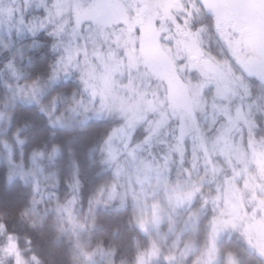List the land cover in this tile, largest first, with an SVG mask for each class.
<instances>
[{
  "label": "snow or ice",
  "instance_id": "1",
  "mask_svg": "<svg viewBox=\"0 0 264 264\" xmlns=\"http://www.w3.org/2000/svg\"><path fill=\"white\" fill-rule=\"evenodd\" d=\"M98 6V0H0V29H7L9 35L14 29L18 36L27 32L36 37L44 32L52 37V50L57 53L55 61L42 76L32 77L31 74L23 72L15 62V54L4 63L0 71L6 70L9 79L3 82L4 98L0 102L3 103L4 110L0 111V123H4L5 128H12L19 105L34 106L35 111L44 117L47 126L53 129L72 128L76 125L83 127L93 117L100 118L105 113L109 115L119 113L124 119L112 123L98 144L102 153L101 163L114 168V178L111 182L99 184L90 195L88 216L85 220L91 217V223L94 225L95 209L101 205H111L117 200L119 208H127L130 196L134 203L132 222L135 223L137 230L147 237V243L143 247L137 243L133 264H264V135L257 141L259 125L249 118L253 111L264 112V95H256L253 91L254 84L264 86V0H234L232 4L233 7L255 10L253 20L260 43L252 50V54L245 58L238 56L237 52L238 45L248 38L246 19L235 18L230 22L233 31L239 33L238 37L230 38L231 34L221 25L213 0H189L188 4H184L183 0H176L174 4L165 7V15L172 19L181 37L187 38L181 39L178 43L184 45L190 58L193 49L199 50L201 33L211 30L217 36L221 49L225 47L231 49L232 55L242 65L241 75H232L230 65H226L224 72L225 76L231 77L233 85L226 91L231 92L233 96H241L242 100L247 99V114L241 108L236 110V120H243L248 127L247 147L251 150L252 162L257 164V174L250 180H245V186L251 192L247 203L242 195L229 197L203 194L199 180L192 181V172L188 169L184 171L191 182L181 183L177 180L175 185H169L168 178L162 177L158 169L157 185H150L153 188L151 205L148 203L149 192L143 186L144 181L138 178L137 182L141 184L138 192L124 188L120 178L125 169L121 162L122 149L119 145L123 144V150H127V154L135 159V152L141 148V142L133 144L135 126L144 118L139 112L140 102L136 101L135 105L129 104L126 99L119 96L110 80L112 70L110 69L104 77H97L94 75V68L86 61H80L78 51H73L71 43L66 44L63 39L69 34L67 32L69 28L75 38L84 22L99 23L95 15ZM173 7L184 13L183 24L171 15L170 9ZM33 8L38 14H32ZM197 17L202 18L201 26L190 28L191 21ZM205 20L209 23L204 24ZM9 47L10 44L5 45V48ZM74 74L82 87L79 90L76 88L66 90L61 82L73 77ZM208 82L210 80L205 81ZM85 95L88 96L87 100ZM148 105L150 110H155L151 102H148ZM90 113L92 115H89ZM236 120L232 121L233 124ZM20 131V128H16L12 136L16 143L23 144ZM151 136L152 133H147L142 143L147 144ZM0 144H3L8 152L9 183L16 178L25 183L31 180L35 192L40 190L42 183L49 188H57L61 183L56 173L46 172L39 163L45 158L55 161L61 152L58 144L46 145L47 150L34 148L30 152L32 167L28 168L22 159L19 162L14 159L13 147L8 140H2ZM96 147L97 145H94L91 151H95ZM247 157L248 152H241L245 172L248 165ZM144 168L151 170L148 164H145ZM235 175L239 176L240 172L236 171ZM64 183L70 197L63 203L57 202L55 210L58 216L60 213L67 215L74 233L77 228L86 230V224L73 216V208L79 201L83 187L78 166L72 172L71 179L65 180ZM161 183L167 192L166 203L156 199L158 193L154 189ZM178 209L183 211L178 212ZM177 215L184 225L179 233H176ZM59 219L63 220L64 217L59 216ZM165 219L167 230L161 231ZM169 233L176 236L170 245L167 243ZM0 235H4V241L0 243V264H30L18 239L12 234H6V228L2 224ZM233 238L236 241L234 245L225 242ZM75 247L78 264H98L97 256L103 259L104 264H115V248L105 249L102 243H97L94 248H88L79 240ZM244 255L248 257L247 262L243 259ZM30 259L31 264H40L35 255Z\"/></svg>",
  "mask_w": 264,
  "mask_h": 264
},
{
  "label": "rangeland",
  "instance_id": "2",
  "mask_svg": "<svg viewBox=\"0 0 264 264\" xmlns=\"http://www.w3.org/2000/svg\"><path fill=\"white\" fill-rule=\"evenodd\" d=\"M222 1L230 16L226 21H233L235 18L248 21V38L238 45L237 52L238 56L245 58L260 43L253 20L255 10L233 7L234 0H221V3ZM175 2L176 0H98L95 15L99 23L84 22L75 38L69 28V34L63 39L66 44L71 43L73 51H78L80 61H86L94 68V75L97 77H104L112 70L110 80L119 96L129 104L140 102L139 112L144 118L135 126L133 144L141 142V148L135 152V159L127 154V150H123V144L119 145L125 169L120 179L125 189L138 192L141 187L137 182L138 178L144 181L143 186L149 192L148 203L151 205L153 188L150 185H157L158 169L162 177L168 178L169 185H175L177 180L181 183L191 182L183 167L188 158L191 180H199L203 194L229 197L242 195L247 203L251 192L245 186V180H250L257 174V164L252 162L251 150L247 147L248 127L243 120H236L237 108L247 114V99L242 100L241 96H233L226 91L233 85L231 77L225 76L224 72L226 65H230L232 75H241L242 65L227 47L224 48V56H221L216 35V40L213 41L216 53L211 55L214 52L208 51L209 54L204 55L213 65L206 61L204 64L209 62L207 71L204 64L200 65L199 61L204 57L200 45L205 43L210 30L201 33L199 50L193 49L190 58L184 45L178 43L187 38L181 37L172 19L165 15V7ZM183 3L188 4L187 0H183ZM170 12L183 24L184 13L178 12L174 7ZM189 27L194 28L191 24ZM222 27L231 34L230 38L239 36V33L233 31L231 23ZM0 35L9 36V33L7 29H0ZM15 35L18 36L16 32ZM193 64L199 66L193 67ZM73 77L81 88L79 79L75 74ZM206 80L210 82L205 83ZM253 91L256 95H264L261 85L254 84ZM87 99L88 96L85 95V100ZM148 102H151L155 110L149 109ZM102 117L118 121L124 119L119 113H105L100 118ZM249 118L259 125L256 136L259 141L261 135H264V112L253 111ZM234 120L235 124L232 122ZM149 132L152 133L150 141L142 143L143 137ZM245 151L248 152L246 172L241 161V152ZM147 155H159L169 164L176 157L175 170L179 173H173L169 178L168 167H160L157 162L147 158ZM145 164L150 165L151 170L145 169ZM104 168L114 174V168L107 165ZM198 168H201L200 173L206 174L205 177L201 176L203 179L197 175ZM236 171L240 172L239 176L235 175ZM207 188L209 189L206 190ZM154 191L158 193L157 201L166 203L167 192L164 185L159 184ZM128 200L132 222L134 203L130 196ZM177 211L182 212L183 209ZM179 217H175L176 233L184 227ZM132 224L136 227L134 222ZM166 230L165 219L161 231ZM175 238V234L169 233L167 243L170 245Z\"/></svg>",
  "mask_w": 264,
  "mask_h": 264
},
{
  "label": "trees",
  "instance_id": "3",
  "mask_svg": "<svg viewBox=\"0 0 264 264\" xmlns=\"http://www.w3.org/2000/svg\"><path fill=\"white\" fill-rule=\"evenodd\" d=\"M32 14H38V11L34 8ZM6 44H10V47L5 48ZM52 44V37L44 32L36 37L27 32L20 36H16L15 32L9 36L0 35V69L15 54V62L23 72L31 74L32 77L42 76L47 73L57 56L52 50ZM209 51L214 52L215 49L211 48ZM5 79H9V74L6 70L0 71V101L4 98ZM61 83L65 85L66 90L80 89L74 77ZM2 110L4 105L0 102V111ZM116 121L118 120L114 118H92L83 127L76 125L72 128L53 129L47 126L44 117L35 111L34 106L19 105L12 128H5V124L0 123V141L8 140L12 144L14 159L17 162L22 159L26 168L32 167L30 152L34 148L41 149L56 143L61 149L55 161L46 158L39 161L46 172L56 173L61 183L57 188H49L42 183L40 190L35 192L31 180L25 183L16 178L13 182H8V152L3 144H0V224L5 226L6 234H12L18 239L30 264L33 255L39 259L40 264H78L75 247L77 240L88 248H94L97 243H102L105 249L115 248V264H133L137 243L141 247L147 243L146 237L131 222L129 200L125 209L118 207V200L108 206H98L94 212V225L91 223V217L85 220L88 216L90 195L99 184L111 182L114 178V174L101 163L102 153L98 144L109 126ZM16 128L21 130L20 139L24 141L23 144L16 143L12 136ZM94 145H97L96 150L91 151ZM146 157L157 162L160 167H168L169 178L173 173H179L175 170L176 157H173L170 164L165 163L159 155ZM187 159L183 164L186 169L189 166ZM77 166L83 187L79 201L73 208V216L84 222L87 227L86 230L77 228L74 233L66 214L60 213L59 216L64 219H59L55 205L70 197L64 181L71 179V174ZM200 169L198 168V177H205V172L200 173ZM3 241L4 235H0V243ZM225 242L232 245L236 243L234 238ZM243 259L247 262L248 257L244 255ZM96 260L98 264H104L99 256Z\"/></svg>",
  "mask_w": 264,
  "mask_h": 264
},
{
  "label": "flooded vegetation",
  "instance_id": "4",
  "mask_svg": "<svg viewBox=\"0 0 264 264\" xmlns=\"http://www.w3.org/2000/svg\"><path fill=\"white\" fill-rule=\"evenodd\" d=\"M187 2L189 3V0H187ZM216 6H217V11H218V13L220 14V13H224V11L226 12L227 11V13H228V15H229V12H228V10H227V8H226V6H225V4H224V2L222 1V3L220 4V5H217L216 4ZM220 19V21H221V25L222 26H224V25H226V24H228V23H230V21L232 20V19H230L229 21H226L223 17H220L219 18ZM201 20H202V18H200V17H197V18H195V19H193L192 21H191V26H194V28H197V27H199L200 26V24L199 23H201ZM203 22H205V23H209L208 21H203ZM209 33L211 34V37H212V46H211V48H215V44L213 43V41L214 40H216V38H214V36H215V34H214V32L213 31H209ZM208 33V34H209ZM207 34V35H208ZM206 35V36H207ZM204 42L205 43H202L200 46H201V51H203V56L205 55V54H209V49H208V46H207V43H206V40H204ZM217 47H218V52L219 53H221V56H224V54H225V49H221V46H220V44L219 43H217ZM216 52L214 51V53H210L211 55H213V54H215ZM218 55V54H217ZM193 60H194V58H192ZM206 61H209V60H207V58H205V56L204 57H202L201 58V60L199 61L200 62V65H203L204 63H206ZM209 62H211V61H209ZM208 62V63H209ZM212 63V62H211ZM212 65H213V63H212ZM213 76V75H212ZM255 85H259V84H255ZM262 87V89L264 90V86H261Z\"/></svg>",
  "mask_w": 264,
  "mask_h": 264
},
{
  "label": "water",
  "instance_id": "5",
  "mask_svg": "<svg viewBox=\"0 0 264 264\" xmlns=\"http://www.w3.org/2000/svg\"><path fill=\"white\" fill-rule=\"evenodd\" d=\"M213 2H214L215 4H217V5H220V4H221V0H213ZM220 17H223L225 20H228V19L230 18V16L228 15L227 11H226V12L224 11L223 14L220 13V14H219V18H220ZM203 67H204V69H205L206 71L209 70V64H208V63H207V64H204ZM210 72L213 73L214 71H210Z\"/></svg>",
  "mask_w": 264,
  "mask_h": 264
},
{
  "label": "clouds",
  "instance_id": "6",
  "mask_svg": "<svg viewBox=\"0 0 264 264\" xmlns=\"http://www.w3.org/2000/svg\"><path fill=\"white\" fill-rule=\"evenodd\" d=\"M206 43H207V46H208V49L210 50L211 49V46H212V38H211V34L209 33L206 37Z\"/></svg>",
  "mask_w": 264,
  "mask_h": 264
}]
</instances>
